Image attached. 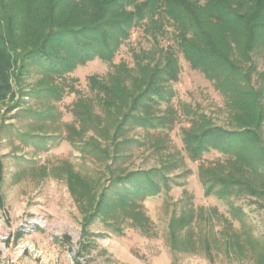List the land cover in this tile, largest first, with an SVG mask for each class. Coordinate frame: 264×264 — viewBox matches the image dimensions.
Segmentation results:
<instances>
[{
	"label": "rangeland",
	"instance_id": "rangeland-1",
	"mask_svg": "<svg viewBox=\"0 0 264 264\" xmlns=\"http://www.w3.org/2000/svg\"><path fill=\"white\" fill-rule=\"evenodd\" d=\"M164 29L156 44L143 26H134L111 61L96 57L53 75L47 84L42 82L46 72L35 62L19 76L18 59L14 94L0 102L2 253L19 252L28 264H261L264 199L244 194L229 204L216 193L206 194L200 166L226 155L212 149L193 160L183 143V130L200 114L217 125H232L225 96L180 52L179 79L167 84L169 100L155 107L157 115L174 112L172 125L128 126L113 140L98 135L76 113L83 102L89 103L105 123L101 94L91 87L90 76L107 79L119 63L134 67L135 55L144 50L177 48L174 26L166 22ZM258 63L262 69L261 57ZM155 168L171 181L169 188L162 186L139 201L149 228L121 212L114 218L94 217L85 225L93 209L87 193L111 187L117 175ZM189 207L196 216L176 247L170 221ZM191 235L193 244L186 241Z\"/></svg>",
	"mask_w": 264,
	"mask_h": 264
},
{
	"label": "trees",
	"instance_id": "trees-1",
	"mask_svg": "<svg viewBox=\"0 0 264 264\" xmlns=\"http://www.w3.org/2000/svg\"><path fill=\"white\" fill-rule=\"evenodd\" d=\"M166 22L174 26L177 48L155 46L135 55L134 67L119 63L107 79L90 76L107 121L86 102L76 113L105 139L116 140L128 126L172 125L174 112L157 115L155 107L169 100L167 84L179 79L180 52L225 96L232 125H217L200 114L183 130L193 160L212 149L226 155L200 166L206 194L216 193L229 204L244 194L264 199V0H0V102L14 94L18 59L19 76L35 62L46 72L42 82L47 84L53 75L96 57L111 61L134 26H143L157 44ZM170 181L159 168L115 176L111 187L86 194L93 209L85 225L121 212L149 228L139 201L169 188ZM71 187L74 192L72 182ZM191 207L170 221L176 247L180 233L192 227L196 212ZM192 239L185 240L193 244ZM259 257L264 264V252Z\"/></svg>",
	"mask_w": 264,
	"mask_h": 264
},
{
	"label": "built area",
	"instance_id": "built-area-1",
	"mask_svg": "<svg viewBox=\"0 0 264 264\" xmlns=\"http://www.w3.org/2000/svg\"><path fill=\"white\" fill-rule=\"evenodd\" d=\"M0 264H28V262L19 257V252L13 255L0 253Z\"/></svg>",
	"mask_w": 264,
	"mask_h": 264
}]
</instances>
